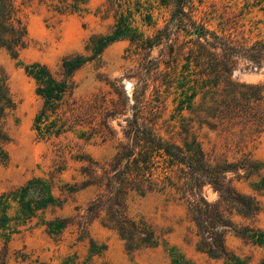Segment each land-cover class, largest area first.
Segmentation results:
<instances>
[{
    "label": "rangeland",
    "instance_id": "1",
    "mask_svg": "<svg viewBox=\"0 0 264 264\" xmlns=\"http://www.w3.org/2000/svg\"><path fill=\"white\" fill-rule=\"evenodd\" d=\"M14 1L21 10L27 33L26 45L17 58H11L0 48V69L7 77L14 102L5 120L10 141L6 145L8 159L0 165V194L20 188L31 178H41L49 183L51 194L59 198L61 205L24 215L17 200H9L8 220L4 227L0 226V251H5L6 264H179L182 258L189 264H230L196 250L195 227L172 190L144 196L132 193L126 198L128 214L144 217L155 227L159 237L156 247L126 250L116 232L101 224L103 214L81 229L85 208L98 192L94 186L80 188L85 179L81 169L95 165L100 173L124 142V127L137 109L133 89L140 92L138 105L142 116L147 119L150 113L158 115L156 127L163 137L173 134L172 138L178 139L175 133L186 128L188 139L194 136L207 153H214V145L224 152L222 140L214 130V119L201 118L200 109L204 108L199 106L201 94L188 98L195 89L191 69L182 70L185 61L181 58L176 66L169 61V45L186 52L196 39L195 33L190 28L178 30L171 25L169 39L162 38L149 51L135 48L127 39L108 45L99 58L86 63L72 77V91L59 113L74 103L82 105L79 116L74 117L73 127L56 137L40 139L33 129V120L42 100L35 94V82L26 74L24 66L39 62L60 77L61 59L71 53L86 54L84 46L88 37L106 33L112 27L113 11H106L105 0H87L80 6L81 10L63 14L38 0ZM129 1L132 25L144 36L152 37L167 25L170 9L161 0ZM189 9L195 24L204 29L246 42L264 39V0H190ZM207 39L214 42L210 35ZM158 61L160 73H154L153 63ZM142 77L146 78L144 87L139 80ZM231 79L243 83L264 82V65L257 70L250 69L237 60ZM154 85L159 89L157 92ZM169 129L172 131L168 133ZM235 150L230 149L228 155H235L237 159L240 153H249L263 165L260 173L264 174V132L242 152L234 153ZM156 160L153 176L163 183H167L166 178L175 179L176 168L167 167L160 158ZM238 173L240 176L227 173L226 178L240 192L255 194L260 211L252 219L233 217V220L264 231V190L252 189L254 175L246 179L242 171ZM203 194L208 201L217 197L210 186H204ZM55 217H66L69 223L61 233L48 234L45 221ZM89 238L100 249L99 253L89 251ZM225 245L245 264H259L264 257V246L252 244L232 231L226 233Z\"/></svg>",
    "mask_w": 264,
    "mask_h": 264
},
{
    "label": "trees",
    "instance_id": "2",
    "mask_svg": "<svg viewBox=\"0 0 264 264\" xmlns=\"http://www.w3.org/2000/svg\"><path fill=\"white\" fill-rule=\"evenodd\" d=\"M38 1L46 3L56 13L63 14L81 10L80 6L87 0ZM129 2L105 0L106 11H113L112 27L106 33L91 34L88 37L84 46L86 54L71 53L64 56L60 63V77H56L45 64L39 62L24 66L26 74L35 82V94L42 100L33 120V129L40 139H49L73 127L74 117L79 116L82 105L74 103L71 108L59 113L72 91V77L86 63L99 58L103 50L114 41L127 39L135 48L149 51L160 44L162 38H168L169 26L173 25L178 30L190 28V32H194L196 36L191 47L183 52V48L173 49L169 45V61L176 66L181 58L185 61L181 66L182 70L189 72L191 69L195 89L188 98L191 100L201 94L199 106L204 105L200 109L201 118L214 119V130L222 140L224 152L214 145V153H207L194 136L188 139L186 128H180L175 133L179 136L178 139H173V134L168 138L163 137L156 127L158 115L150 113L151 116L147 119L142 116L141 106L138 105L141 103L140 92L133 89L132 97L137 109L124 127V142L100 173L97 171L98 167L91 162L94 167L84 166L81 169L85 179L80 188L94 186L98 189L85 208V221L81 229L103 214L101 224L116 232L126 250L156 247L159 237L155 227L144 217L130 216L126 209V198L132 193L144 196L154 191L172 190L177 200L185 206L187 217L195 227L196 250L209 258L224 259L230 264H245L226 247L225 235L232 231L234 235L252 244L264 246L262 229L233 220V217L254 218L260 211V202L255 194L236 189L226 178V174L240 176V170L243 172L242 177L246 179L254 175L256 180L252 183V189L262 191L264 174L260 172L263 165L251 158L249 153H240L241 156L234 159L235 155L229 156L228 152L233 148L236 149L234 153L242 152L264 132V82H237L231 79V74L237 60L244 62L246 68L250 69L257 70L264 65V39L246 42L196 25L189 9L190 0H161L170 9L168 23L152 37H147L132 25L133 11ZM26 33L21 10L15 1L0 0V48L11 58H17L26 45ZM207 35L214 38V42H210ZM201 38L203 42H200ZM159 64V61L153 63L154 73H160ZM165 65L167 67L168 63ZM139 80L144 87L146 78ZM154 86V91L157 92L159 89ZM13 108L7 77L0 69V165L8 159L6 145L10 137L5 120L8 111ZM171 131L169 129L167 132ZM156 158L162 159L167 167L176 168L175 179L166 178L167 183H163L153 176ZM204 186H210L216 192L214 201L206 199L203 194ZM9 200H17L20 212L24 215L48 206L61 205L59 198L51 194L46 180L31 178L20 188L0 194L2 227L8 220L6 210ZM68 223L69 219L66 217L45 221L46 232L59 234ZM6 242L7 240L5 245ZM88 243L92 254L100 252L91 238ZM0 264H6L5 251H0ZM179 264L189 263L182 258ZM259 264H264V257Z\"/></svg>",
    "mask_w": 264,
    "mask_h": 264
}]
</instances>
